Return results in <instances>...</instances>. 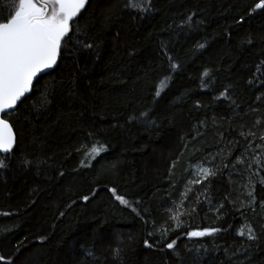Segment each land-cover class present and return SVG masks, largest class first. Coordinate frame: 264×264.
<instances>
[{"label":"trees","instance_id":"1","mask_svg":"<svg viewBox=\"0 0 264 264\" xmlns=\"http://www.w3.org/2000/svg\"><path fill=\"white\" fill-rule=\"evenodd\" d=\"M125 2L93 0L74 28L101 46L99 57L69 45L62 71L45 76L11 119L17 145L0 169V256L264 264V14L249 15L259 0H152L142 18ZM96 142L106 150L93 158ZM207 158L215 175L188 191L190 168ZM154 228L171 230L163 240L148 235ZM212 228L222 230L186 235ZM172 240L177 255L159 251Z\"/></svg>","mask_w":264,"mask_h":264},{"label":"snow or ice","instance_id":"2","mask_svg":"<svg viewBox=\"0 0 264 264\" xmlns=\"http://www.w3.org/2000/svg\"><path fill=\"white\" fill-rule=\"evenodd\" d=\"M92 3L93 0H4V4L0 5V169L8 167L6 161L11 155H14V149L17 145V134L11 122L12 117L19 118L20 105L30 98L29 94L40 85L45 76H51L57 71H62L61 60L64 50L71 45L78 54L99 57L101 46L83 39L84 33L74 28L84 19V14ZM9 4L11 5L10 8L8 7ZM124 7L126 10H133L140 14L142 18L143 14L152 11V0H126ZM257 10L260 14H264V0L256 2L249 11V15L257 13ZM5 12L6 14H4ZM107 19H111V17H107ZM191 19L192 16H189L188 20ZM73 37H75L76 43H73ZM251 42V40L247 41L249 44ZM204 47V44H199V48L203 49ZM164 54L168 55L167 52ZM168 59L171 70L175 71L177 64L171 63V56H168ZM208 75L207 71L203 73L204 77ZM162 87H164V81H161ZM69 94L71 95V93ZM160 95L161 90L158 88L155 91V96L159 97ZM44 99L50 104L51 94L45 93ZM35 110L39 111L40 109ZM141 115L143 116L145 113ZM259 139L264 141V135L260 136ZM105 150L104 145L96 142L87 155L94 154L93 158H95ZM241 162L240 160L237 161V163ZM25 163L30 162L25 161ZM199 174L200 179L189 181V183L199 184L215 175L208 168H200ZM256 174L259 175V173ZM260 183L264 184V179H261ZM190 190L188 189V191ZM109 191L120 204H128V201L119 196L115 189H109ZM182 195L187 198L185 194ZM247 195L249 197L248 207L251 208L255 204L254 191H248ZM83 200L87 202L89 197L85 195ZM181 204H183V199ZM3 215H8V213H3ZM180 215L183 213L177 212L172 219L177 220ZM177 227H179V223ZM170 230L154 228L148 235L153 236L159 232L161 239L166 240ZM221 230V228H212L189 231L186 235L189 239L202 238L212 236ZM247 232L249 241L257 239L251 227H248ZM237 234L243 236L244 232L241 231ZM144 247L155 249L156 245L145 240ZM159 251L177 255L176 240L162 244ZM0 262L14 264V260H6L3 256H0Z\"/></svg>","mask_w":264,"mask_h":264},{"label":"rangeland","instance_id":"3","mask_svg":"<svg viewBox=\"0 0 264 264\" xmlns=\"http://www.w3.org/2000/svg\"><path fill=\"white\" fill-rule=\"evenodd\" d=\"M211 162H212V160L210 158H207L204 160V162L196 164L190 168L188 176L185 179V184H186L187 189H189L191 187V185L194 184V183L190 184L189 181H195L197 179H200V174H199L200 168H208V169L212 170V168L210 166Z\"/></svg>","mask_w":264,"mask_h":264},{"label":"water","instance_id":"4","mask_svg":"<svg viewBox=\"0 0 264 264\" xmlns=\"http://www.w3.org/2000/svg\"><path fill=\"white\" fill-rule=\"evenodd\" d=\"M30 95V94H29Z\"/></svg>","mask_w":264,"mask_h":264}]
</instances>
